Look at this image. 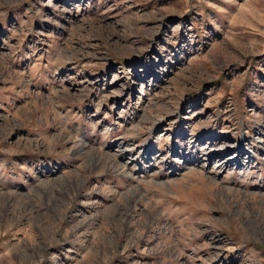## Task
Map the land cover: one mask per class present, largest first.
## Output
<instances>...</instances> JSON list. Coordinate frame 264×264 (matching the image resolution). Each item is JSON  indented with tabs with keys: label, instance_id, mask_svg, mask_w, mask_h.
Here are the masks:
<instances>
[{
	"label": "rangeland",
	"instance_id": "1",
	"mask_svg": "<svg viewBox=\"0 0 264 264\" xmlns=\"http://www.w3.org/2000/svg\"><path fill=\"white\" fill-rule=\"evenodd\" d=\"M0 264H264V0H0Z\"/></svg>",
	"mask_w": 264,
	"mask_h": 264
},
{
	"label": "bare ground",
	"instance_id": "2",
	"mask_svg": "<svg viewBox=\"0 0 264 264\" xmlns=\"http://www.w3.org/2000/svg\"><path fill=\"white\" fill-rule=\"evenodd\" d=\"M211 156H212V154H209V153H208L207 158H208V159H211ZM231 160H232L231 158H230V159H227V161H225L223 164H225V165L228 166L230 163H232Z\"/></svg>",
	"mask_w": 264,
	"mask_h": 264
}]
</instances>
